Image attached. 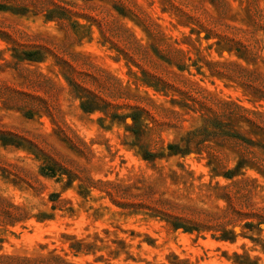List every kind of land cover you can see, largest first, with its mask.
<instances>
[{
    "label": "rangeland",
    "instance_id": "rangeland-1",
    "mask_svg": "<svg viewBox=\"0 0 264 264\" xmlns=\"http://www.w3.org/2000/svg\"><path fill=\"white\" fill-rule=\"evenodd\" d=\"M0 264H264V0H0Z\"/></svg>",
    "mask_w": 264,
    "mask_h": 264
},
{
    "label": "trees",
    "instance_id": "trees-1",
    "mask_svg": "<svg viewBox=\"0 0 264 264\" xmlns=\"http://www.w3.org/2000/svg\"><path fill=\"white\" fill-rule=\"evenodd\" d=\"M57 171H59V170H57L55 167L49 166V165H44L41 168V173L43 175H45V176H48V177H55L57 175ZM60 171H61L62 174H68V176L71 177V173H67L66 171H63V169L60 170ZM52 196L54 198V196L56 197L57 195L55 194V195H52ZM172 220H173L172 221L173 225L176 226L177 228H183V226H185V228H189V229H192V230L201 229L199 227H196V225H193L194 227H192V226L188 225V223L187 224L183 223V218L180 217V216H175ZM205 228L207 229L208 227H205Z\"/></svg>",
    "mask_w": 264,
    "mask_h": 264
}]
</instances>
